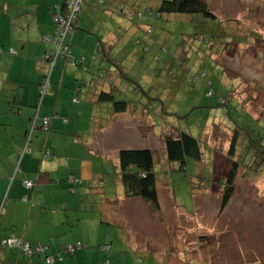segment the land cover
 Segmentation results:
<instances>
[{
    "label": "rangeland",
    "instance_id": "374dc122",
    "mask_svg": "<svg viewBox=\"0 0 264 264\" xmlns=\"http://www.w3.org/2000/svg\"><path fill=\"white\" fill-rule=\"evenodd\" d=\"M87 1L81 15L92 9ZM156 1L134 2L144 10ZM204 1L216 21L199 14H166L139 22L134 13L127 15L133 2L124 0L123 11L115 8L117 15L104 26L115 35L126 23L132 30L118 32L123 38L110 50V61L97 66L102 79L85 74L89 82H105L99 90H110L109 79L122 83L116 99L129 102L139 114L134 120L123 115L119 127L103 136L104 154L109 155L106 186L119 194L110 172L118 163L117 149H148L159 208L121 193L126 202L113 216L121 224L94 216L95 222L84 226L82 245L95 253V263L88 264H168L167 257L186 264H264V0ZM146 28L151 29L148 36ZM105 32H97L94 43L106 44ZM80 41H72V47L79 48ZM142 45L148 48L143 55ZM224 99L226 106L221 105ZM79 121L84 125L78 127L85 128L87 121ZM235 128L242 136L231 156L227 148ZM174 129L202 146V160L187 159L185 172H173L177 165L165 156L163 137ZM234 161L239 163L235 191L220 210L223 182Z\"/></svg>",
    "mask_w": 264,
    "mask_h": 264
},
{
    "label": "crops",
    "instance_id": "0c3cea01",
    "mask_svg": "<svg viewBox=\"0 0 264 264\" xmlns=\"http://www.w3.org/2000/svg\"><path fill=\"white\" fill-rule=\"evenodd\" d=\"M95 1H87V5H93L92 9L84 10L81 15L83 4L73 28L77 33L68 36V32L65 37L70 54L56 59L51 66L45 57L51 44L45 39L52 35L53 7L61 0H0L3 50L0 53V238L15 236L31 247L44 246L50 256L60 253L65 246L80 243L81 249L64 264L95 263V253L82 245L86 238L84 226L95 222L94 216L101 217V222L121 224L113 216L120 213V205L126 202L121 199L124 189L118 163L110 172L115 176L112 182L119 194L107 189L110 179L104 173L109 155L104 154L103 136L119 127L116 124L123 115L124 119L133 120L139 115L130 106L123 113L113 114L110 104L99 99L101 92H109V89L99 90L105 82H89L85 74L90 71L97 74L98 80L102 79L97 66L103 61L104 53L111 56L110 50L123 38H119L118 32L125 34L132 30L129 23L117 35L111 28H104L117 15L115 8L124 0H108L104 5L98 3L100 6ZM130 1L136 5L141 0ZM160 1L144 7L157 8ZM85 13H88L86 21ZM103 18H108V22H103ZM101 22L103 29L99 28ZM81 29L87 40L80 35ZM104 29L107 43H94L92 38ZM79 37L81 46L74 49L72 41ZM45 78L46 90L41 95ZM121 84L119 81L111 84L118 89L115 97ZM95 115H100L99 120ZM35 118L48 120L49 129L33 128ZM82 118L87 121L85 128L78 127L79 123L84 125L79 121ZM104 119L105 124L100 122ZM24 149L29 152L20 157ZM24 181H31L32 188L25 189ZM167 258L164 261L168 264L179 259ZM179 260L180 264L187 263ZM0 264L44 263L40 257L27 260L17 250L0 248Z\"/></svg>",
    "mask_w": 264,
    "mask_h": 264
},
{
    "label": "trees",
    "instance_id": "16d2710c",
    "mask_svg": "<svg viewBox=\"0 0 264 264\" xmlns=\"http://www.w3.org/2000/svg\"><path fill=\"white\" fill-rule=\"evenodd\" d=\"M69 1L70 0H61V2L57 4L60 7L59 13L63 17H66L68 15L67 3ZM107 1L108 0H100V5L106 3ZM83 4H84V0H81L80 10L75 15L76 17L72 19L69 29L67 30V33L70 31V29H73L76 26ZM120 6L122 5H118L116 7V11L119 13L123 11V7ZM137 8L136 5H133L132 9L130 8L127 10V15L130 16L132 13H134L139 22H142V20L143 22H146L147 18L151 16H154L156 19L157 18L161 19L162 16L166 14H190V15L199 14L206 19L216 21V15L209 10L208 5L204 0H161L157 8H155V10H153V8H148V7H145L144 10H141V8L138 9ZM52 25H53V21H52ZM52 28L54 30V25L52 26ZM145 33L148 36L149 34H151V29L146 28ZM137 43H139V40L137 41ZM140 52L141 55H143L145 52H148L147 46L144 45ZM104 59L110 61V58L108 57L107 53H104ZM120 68H118L117 70H121ZM121 73L122 72H119V74ZM110 83L111 84L114 83L112 79L110 80ZM117 90H118L117 88L112 87L110 88L109 92H101L99 94V99L101 102L110 104L111 112L113 114L123 113L129 107V102L119 101L116 99L115 92ZM209 94L211 95V93ZM224 101L225 102H222L221 105L226 106L228 102L226 101V99H224ZM236 128L231 130V135L228 141L227 152L231 156L235 155L237 147L240 144L239 141L240 137L242 136L240 132L236 130ZM163 143H164L163 146L165 150V156L167 160L177 165V168L172 170L173 172H185L187 159H192L196 162H200L203 158L202 146L199 140H197L188 133L179 132L176 129H174L173 132H171L170 130L169 133L163 137ZM116 158L118 162L119 180L121 185L123 186L125 198L142 199L146 202L152 203L154 208L158 210L159 203H158V196L156 190L157 182H156V174L154 171V160H153L152 152L148 149H119L117 151ZM238 164L239 163L236 161L232 162L231 168L225 178V181L223 182L220 210L225 208V206L228 204L229 200L231 199L235 191V187H234L235 171L239 166ZM202 189L203 186L201 187L199 186L198 191H201ZM20 241L22 243H28L22 240ZM28 245H29V249L32 251L31 257H28L19 248H3V247L0 248L9 251L17 250L20 253H22V255L27 260H30L34 257H40L42 258L43 263L46 264L45 258L47 256H50L46 251V248L40 245L31 247L29 243ZM38 247L44 248V251L39 253L36 252L37 251L36 249ZM66 247L67 246L61 249V253H63L62 251H64ZM73 256H67L64 258L62 262L60 263L56 262V264H64L67 261H69L71 258H73Z\"/></svg>",
    "mask_w": 264,
    "mask_h": 264
},
{
    "label": "built area",
    "instance_id": "2783aa9c",
    "mask_svg": "<svg viewBox=\"0 0 264 264\" xmlns=\"http://www.w3.org/2000/svg\"><path fill=\"white\" fill-rule=\"evenodd\" d=\"M81 0H70L67 3L68 15L63 17L59 13V6L55 5L53 7L54 14L52 17L54 30L53 34L50 37H46L45 41L51 44V49L46 53V60L50 63L51 66L54 65V61L58 58L67 57L70 54V49L67 44H65L64 40L66 37L67 30L69 29L70 23L72 19H74L76 14L80 10ZM47 79L45 78L41 84L40 93H44L46 90ZM32 127L42 128L44 131L48 130V120L46 119H37L35 118L32 121ZM29 152L28 149H24L20 153V157L23 156L24 153ZM25 189H30L33 186L31 181H24L22 183ZM0 247L3 248H19L21 249L28 257L32 256V251L29 249L28 243H22L20 239L14 236L2 237L0 238ZM81 247L80 243H76L74 245H68L63 253H59L57 255L47 256L45 258L46 264H56V262H62L65 257L73 256L77 248ZM36 252L44 251V248L38 247ZM65 255V256H64Z\"/></svg>",
    "mask_w": 264,
    "mask_h": 264
}]
</instances>
